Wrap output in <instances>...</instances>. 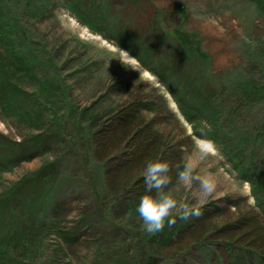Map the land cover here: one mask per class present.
<instances>
[{
    "label": "rangeland",
    "instance_id": "374dc122",
    "mask_svg": "<svg viewBox=\"0 0 264 264\" xmlns=\"http://www.w3.org/2000/svg\"><path fill=\"white\" fill-rule=\"evenodd\" d=\"M39 1L49 2V8L33 16L23 14L26 0H0L2 7L10 8L11 19L21 16L26 36L51 52L55 50V65L64 88L47 92L51 96L46 105L51 109L42 127L10 115L0 103V264H134L128 259L138 249L145 255L143 236L149 233L140 217L132 219L125 213L124 202L110 221L126 222L129 218L132 224L128 220V226L110 232L107 223L99 222L95 212L100 213L106 205L95 198L101 177L97 162H83L79 157L81 146L69 143L88 125L95 127L109 120L135 97L148 98L150 107L144 111L152 117L158 115L167 134L184 135L186 164L195 175L209 176L215 184L214 190L205 195L195 182L185 186L176 177L169 189L181 203L197 206L201 215L189 218L193 220L189 224L173 211L171 216L186 227L177 230L164 247L158 240L157 256L171 260L164 264H222L221 247L229 243L258 248L253 241L239 237L242 228L235 223L244 216L252 221L260 217L264 226V217L256 206L257 194L240 174L242 167L237 162L246 158H232L231 153L238 147L233 139L238 133L247 131L244 144L264 137V93L243 92L238 84L248 82L249 87L264 89V11L260 12L251 0H83L93 9L108 1L113 15L121 17L118 27L127 21L132 37L146 38L158 24L172 32L182 26L181 32L197 34L208 61L184 63L180 48L170 47L171 40L176 43L175 37L165 45L158 42L154 51L163 62L179 61L184 63V71H197L199 84L195 87L203 98L213 90L218 98L225 99L226 106L235 104L230 114L238 124L227 128L232 137L224 141L218 136L211 141L184 116L158 75L141 62L148 75L138 70L120 51L127 50L74 14L68 3L79 0ZM3 34L0 58L6 61ZM152 34L158 39L164 36L162 30ZM21 83L29 93L36 90V81L29 77ZM251 111L258 113L253 120ZM58 115L62 117L60 122L56 120ZM201 120L205 128L211 122L204 114ZM80 134L75 141L81 140ZM202 142L211 144L212 151ZM92 177L98 186L92 184ZM52 198L48 205L46 201ZM37 201L41 205H35ZM78 226L81 237L75 235ZM16 231L21 233L12 238ZM20 236L22 240L17 242ZM104 247H112L118 257L112 258Z\"/></svg>",
    "mask_w": 264,
    "mask_h": 264
},
{
    "label": "trees",
    "instance_id": "16d2710c",
    "mask_svg": "<svg viewBox=\"0 0 264 264\" xmlns=\"http://www.w3.org/2000/svg\"><path fill=\"white\" fill-rule=\"evenodd\" d=\"M251 1L260 12L264 11V0ZM100 3L95 10H93V7L85 6L83 0L72 1L68 4V7L76 13L80 20L100 30L94 23L109 26L112 21L110 17H107V8L110 7V3L108 1ZM48 8L49 2L26 0L23 14L25 12L30 15L37 12L44 13ZM10 12L11 10L7 5L4 8L0 3V35L5 33L2 38L6 39V47H3V49L6 50L8 57L6 61L2 57L0 58V103L4 107V111L10 115L22 120L32 121L38 127H42L48 115V109H51L46 105L47 98L51 96L47 92L51 94V92L64 89L57 73L58 67L55 65L57 55L55 50L51 52L42 43L26 36V28L20 24L21 16L11 19ZM6 18L11 19L10 24V19L7 20ZM159 28L164 32V36L159 37L158 41L142 39L138 45L136 43L127 44L123 41L118 43L132 53L149 71L158 75L179 105L184 116L194 123L197 129H200L199 134L204 135L205 138L211 141L217 139V133L208 131L202 124L201 116L203 114L207 115L214 128H217L220 117L231 115L235 104H231V108L229 105L226 106L225 99L218 98L217 92L213 90L208 97L203 98L195 87L199 84L197 71L192 68H190V73L184 71L185 62L194 64L197 60L205 61L207 59L208 61L200 47L197 34L181 32L182 26L176 28V32L175 30L173 32L169 31L162 25H159ZM171 37H175L176 43L170 39ZM170 40L172 41L170 47L180 48L183 64L179 61L175 64H169L172 60L163 62L155 54L154 45L156 43L161 42L165 45V42ZM261 49L264 50V47ZM23 70H26V72ZM28 77L36 81L34 85L36 90L32 89V91L34 90L32 93L21 86L23 84L21 80ZM238 84L243 92L249 91L258 95L264 93V89H260L258 86L249 87L248 82L246 85ZM149 104L150 101L147 97H135L130 103L122 107L121 111L112 113L114 116L105 121V125L102 126V123L98 125L99 128L88 125L83 129L84 132L80 131L75 139L69 141L71 146H81L79 157L83 162L93 159L103 173V175H100L99 186L96 185V180L92 177V184L98 186L95 198L101 203L105 201L106 205L104 210L100 213L95 212V215H97L101 224L107 223L106 227L110 228V232L116 231L121 226H128L129 222L132 224L129 218L126 219V222L129 220L128 224L125 220H115L119 223L110 221L113 214H119L118 208L121 204H126L125 213L130 218L138 219L139 215L136 208L140 198L145 195L143 170L147 160L159 158L167 160L171 167L172 183L176 180L178 166L182 168L186 164L185 152L183 151L186 146L184 135L167 134L165 123L160 121V117L158 115L152 117L144 111L143 108H149ZM126 116L129 117L126 118ZM56 120L60 122L62 117L58 115ZM261 127L264 132V123ZM55 134L62 136L59 135L61 133L56 131ZM79 134L81 140L77 142L75 140L79 137ZM234 138L237 140V145H242V140L245 139L244 136ZM228 152L231 153L230 150ZM231 154L233 155L232 158L240 155L245 157L239 152L238 147L232 148ZM239 160L237 163L238 167H242L240 170L241 177L250 182L254 189H259L263 174L258 172L255 167L250 166L247 159L245 161ZM102 176L104 179H102ZM51 201H54V198ZM13 212L14 210H12ZM171 218L176 220V216H171ZM186 221L189 224L193 222L192 219ZM235 223H237L236 226L242 228L239 237L253 241L254 245L256 244L255 246L259 248L249 247L246 249L264 257V251L260 250L264 248V226L260 217L252 221L250 216H244L241 220H236ZM184 227H186L184 222H176L171 226L166 223L161 231L143 236V242L146 243L143 248L146 251L145 255L142 256V250L138 249L135 254L129 257L128 261L134 264H163L162 260L164 258L159 259L154 255L158 249V247L156 249L155 244L159 240V244H163L164 247L175 235V232ZM79 230V226L76 227L75 235H80ZM225 230L227 229L221 228V231ZM18 233L21 232L13 233L12 238H15ZM21 238L22 236L18 237L17 242H20ZM10 245L15 244L10 243ZM151 247L152 249H150ZM148 248L149 250H147ZM104 250L112 258L118 257L113 253L112 247H104ZM166 260L171 261L170 259ZM166 260H164V263ZM120 261L124 263L127 262V259L120 258Z\"/></svg>",
    "mask_w": 264,
    "mask_h": 264
},
{
    "label": "clouds",
    "instance_id": "9594fccd",
    "mask_svg": "<svg viewBox=\"0 0 264 264\" xmlns=\"http://www.w3.org/2000/svg\"><path fill=\"white\" fill-rule=\"evenodd\" d=\"M120 51L132 58L128 52ZM178 169L176 177L183 185L187 186L195 182L205 195L214 190L213 178L195 175L193 168L187 164L182 168L178 166ZM170 172V164L163 158L149 159L145 162L143 170L145 195L140 198L136 212L142 220L144 230L148 233L161 231L166 223L169 226L176 223V220L171 218L173 211L181 220L201 215V210L197 206L189 202L181 203L177 194L169 189L172 184Z\"/></svg>",
    "mask_w": 264,
    "mask_h": 264
},
{
    "label": "bare ground",
    "instance_id": "6f19581e",
    "mask_svg": "<svg viewBox=\"0 0 264 264\" xmlns=\"http://www.w3.org/2000/svg\"><path fill=\"white\" fill-rule=\"evenodd\" d=\"M127 52V51H126ZM124 56L128 58V60L140 71H142L144 74L148 75V70L144 68L136 58H134L132 55V58H129L124 52H122ZM252 114V115H251ZM251 120H253L255 117H257L258 113L251 111ZM241 118H239V121ZM252 122V121H251ZM203 124V123H202ZM217 128H214L212 121L209 125H207L206 129L210 132H216L219 137H223L224 141H228L230 137H232L231 133H228L227 128L234 127L238 124V121L235 120L231 115H223L220 117V123H217ZM105 125V123L102 124V126ZM96 128H99L98 125L95 126ZM232 129V128H231ZM250 130V128H248ZM226 130V132H225ZM247 131H243L242 133H238L235 135V137L244 136V140H242V145H237L239 152L245 155L246 159L248 160V164L250 166H253L256 168V170L263 174V178L260 180L261 183L259 184V189H254L253 185L250 184L251 190L253 189V192L255 191V194H257V197L255 199L257 208L260 209V211L263 212L262 216L264 217V138L255 139L251 142H248L244 144L245 141H247ZM208 141V140H207ZM202 146L206 147L207 149H210L212 151V146L209 143L202 142ZM119 160V159H118ZM97 167V173L99 175H103L101 171L98 170ZM250 183V182H249ZM43 199V198H40ZM30 199H27V203ZM44 200V199H43ZM46 201V200H45ZM48 205H50L51 200L46 201ZM56 203V202H55ZM61 202L60 200H57V205H59ZM35 205H41L40 202H35ZM3 224V223H2ZM1 226V225H0ZM101 233V230L99 231ZM97 233V235L99 234ZM82 234L79 236L81 237ZM78 236V237H79ZM221 257H222V264H264L263 260L264 257L259 256L255 252H251L250 250L233 245L232 243H229V246L221 247ZM157 258L162 259L160 256H157V254H154ZM262 262H261V261ZM163 264H164V260ZM167 262V260H166ZM165 262V263H166Z\"/></svg>",
    "mask_w": 264,
    "mask_h": 264
}]
</instances>
